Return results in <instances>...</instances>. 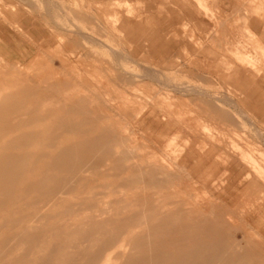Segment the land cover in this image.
Here are the masks:
<instances>
[{
    "label": "rangeland",
    "instance_id": "1",
    "mask_svg": "<svg viewBox=\"0 0 264 264\" xmlns=\"http://www.w3.org/2000/svg\"><path fill=\"white\" fill-rule=\"evenodd\" d=\"M203 3L195 27L176 0H0V264H264L231 215L264 185L219 181L233 156L264 183V107L224 73L228 46L264 63V0Z\"/></svg>",
    "mask_w": 264,
    "mask_h": 264
},
{
    "label": "crops",
    "instance_id": "2",
    "mask_svg": "<svg viewBox=\"0 0 264 264\" xmlns=\"http://www.w3.org/2000/svg\"><path fill=\"white\" fill-rule=\"evenodd\" d=\"M176 4L179 6L181 14L187 18L189 21L194 22L195 27H200L202 25H204L206 22L204 21V18L202 17L203 13H206V5L203 3V0H176ZM112 16H116V14H113ZM110 15V17H112ZM246 21V28L248 30H252L253 32L257 33V37L255 38V46H257L262 53L264 54V32L261 31L260 33L258 32L259 30V22H257L256 20H251L248 17L244 18ZM122 26L123 28H129L130 30L132 28H143L145 26H150L155 22L154 18H152V15L148 14L146 15V18L144 20H140L137 22H132L129 21V19H126L124 22H122ZM0 30H1V26H0ZM130 30H127L129 33ZM171 32V34H169V36L172 40H174V38H176L179 33L176 30V32L172 33V31L174 30H169ZM191 36V35H190ZM189 39H192L190 37H188ZM134 38H132L131 40H133ZM149 39V51L151 54H161L167 51V44H164L163 39H161V36L156 34L155 36H153L152 38H148ZM230 48L231 51L234 52V58H229L227 59V63H226V68H225V77L227 78V83H229L231 86L237 88V90L241 91L243 94H245L246 97L250 98V100L252 101V104L254 105H258V107L263 106L264 107V63L260 62L259 60L255 59L256 61L254 63H249L246 61L247 57H250L246 54L240 53L238 51L237 48V44L234 47L228 46ZM166 64H167V68L168 69H177L179 66V62L178 60L175 59V57L170 56L168 59H165ZM54 83L49 84L48 87L53 86ZM9 88V86H7ZM7 87H1L0 88V94L2 96L1 101H5L7 99V96L10 93L8 92V88ZM35 86L33 87H29V88H17V89H13L14 93H15V99L16 100H21L24 97H26L27 95H34V89ZM10 90V89H9ZM11 95V94H10ZM218 114V110L215 111ZM201 118V117H200ZM208 118V117H207ZM218 119L220 122H222L224 125L226 126H235L236 125V121L234 120V118L227 116L225 113H220L218 114ZM205 120V119H204ZM209 120V118H208ZM166 123H168V125L170 124L169 121H167ZM186 125V124H185ZM200 125H208L206 123H201ZM208 139H204V142ZM214 145H212V149H213ZM211 149V150H212ZM218 156V158H220L223 155H220L219 152V148H216V153L215 156ZM226 156H228L226 154ZM236 156V155H235ZM224 164H227L228 166H226V170L230 171V174L225 177V178H220L219 181L220 183L224 181V179H226L229 182V186H231V184H233V181L235 180L234 178H236L234 176V172H233V168H231V166H239L240 168V174L244 175L245 180H246V187L249 185H264V183L258 180V177L256 176V174L253 172V169L250 168L247 165H244L243 163H241V161H239L237 158H233V156L231 157H227V159H225L223 161ZM203 162L201 161V164L196 165L199 167H203ZM217 167L216 169L213 171H217ZM230 188V187H229ZM220 197V196H218ZM254 203L251 201L245 202L244 205H253L256 206L255 207V214H248L247 216L243 217V214L245 213L244 211V205L243 207L240 209L239 214H235L234 211H232L231 215L232 218H236L239 221H243L245 222L247 225L249 224L251 226V228L254 230V234L255 235H250L248 237L249 240H254L252 242L249 243V248L248 250H253V251H264V188H261L258 193L255 195L254 197ZM259 240H258V239Z\"/></svg>",
    "mask_w": 264,
    "mask_h": 264
},
{
    "label": "bare ground",
    "instance_id": "3",
    "mask_svg": "<svg viewBox=\"0 0 264 264\" xmlns=\"http://www.w3.org/2000/svg\"><path fill=\"white\" fill-rule=\"evenodd\" d=\"M195 125V124H194ZM252 160V159H251ZM245 161V160H244ZM247 163V162H246ZM263 173V172H262ZM196 221V220H195ZM204 221H207V220H204ZM207 222H210V221H207ZM27 231V230H26ZM26 231H24V232H26ZM206 238V237H205ZM72 249V248H71ZM109 257V256H108ZM108 264V263H107Z\"/></svg>",
    "mask_w": 264,
    "mask_h": 264
}]
</instances>
